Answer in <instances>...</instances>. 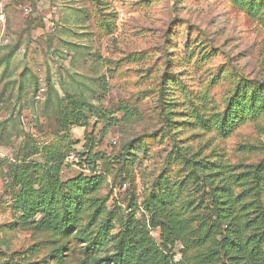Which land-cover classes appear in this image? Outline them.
I'll return each instance as SVG.
<instances>
[{
  "label": "rangeland",
  "instance_id": "1",
  "mask_svg": "<svg viewBox=\"0 0 264 264\" xmlns=\"http://www.w3.org/2000/svg\"><path fill=\"white\" fill-rule=\"evenodd\" d=\"M0 16V264L109 262L113 244L88 251L109 216L113 236L131 216L149 225L145 203L165 183L175 193L183 186L179 202L198 205L174 139L220 152L232 165L264 161V134L255 125L225 140L193 125L194 112L209 116L227 89V80L211 87L212 75L264 81V0L257 13L235 0H0ZM170 75L189 90L166 97L176 99L166 106L173 125L160 103ZM122 106L134 112L131 122ZM86 145L102 181L87 195L76 231L41 232L42 216L23 224L15 169L38 167V183L47 160L74 148L80 155ZM78 161L64 160L63 182L89 174ZM150 231L160 243L159 230ZM169 251L172 264H197V253L185 256L181 243Z\"/></svg>",
  "mask_w": 264,
  "mask_h": 264
},
{
  "label": "trees",
  "instance_id": "2",
  "mask_svg": "<svg viewBox=\"0 0 264 264\" xmlns=\"http://www.w3.org/2000/svg\"><path fill=\"white\" fill-rule=\"evenodd\" d=\"M261 1L235 0L253 13L260 10ZM206 60H210V55L204 57L203 62ZM195 66L199 68L201 65L197 62ZM220 73L212 75L210 84L213 87L227 80L226 91L218 102L213 101L209 116L194 112L195 124H191L222 140L231 138L247 124L255 125L264 134V81ZM163 86L160 103L166 121L173 125L172 109L169 107L168 110L166 106H177L174 104L176 99H168L171 103H167L166 97L172 91L174 96H179L189 94V90L184 80L176 79L174 75H170ZM205 99L200 102L202 106H205ZM120 111L125 122L134 119V112L128 107L122 106ZM110 114L112 112L104 115L105 120ZM66 117L70 118L68 114ZM111 122L113 126L118 124L116 119ZM169 127L171 132L176 130L173 135L180 132L171 125ZM174 142L175 159L183 164L188 172L186 181L201 196L199 204L195 206L191 200L179 202L183 186L175 193L167 183L159 185L157 192L160 193L145 203L150 214L149 225L131 216L121 231L113 236L110 232L115 229L112 224L115 218L109 216L88 251L107 243L114 245V255L109 262L88 257L89 261L85 259L79 264H172L169 248L177 243L182 244L185 256L190 251L197 253V264H264V161L232 165L220 152L204 154L203 149L194 150L178 138ZM86 147L80 155L74 148L66 157L55 155L47 160L48 165L42 167L43 175L38 183L33 171L38 167L15 169L16 209L22 212L23 224L29 225L31 220L35 224V218L42 216L37 224L41 232L62 236L76 231L87 195L98 191L102 181L101 175H93L96 165L91 162V149L88 145ZM72 154L84 161V169L89 174L83 171L76 179L65 183L62 180L63 167L67 166L64 160ZM84 163L78 161L80 165ZM150 228L159 230L160 243L152 237Z\"/></svg>",
  "mask_w": 264,
  "mask_h": 264
},
{
  "label": "built area",
  "instance_id": "3",
  "mask_svg": "<svg viewBox=\"0 0 264 264\" xmlns=\"http://www.w3.org/2000/svg\"><path fill=\"white\" fill-rule=\"evenodd\" d=\"M4 17L3 16H0V20H3ZM76 161V156L74 154L70 155L67 159V162L68 163H72V162H75Z\"/></svg>",
  "mask_w": 264,
  "mask_h": 264
}]
</instances>
